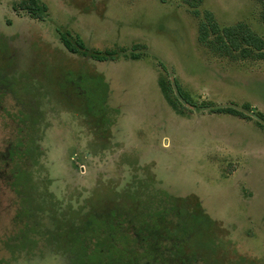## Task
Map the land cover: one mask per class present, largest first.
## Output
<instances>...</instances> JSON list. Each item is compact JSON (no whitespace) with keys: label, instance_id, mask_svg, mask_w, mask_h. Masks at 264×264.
I'll use <instances>...</instances> for the list:
<instances>
[{"label":"rangeland","instance_id":"obj_1","mask_svg":"<svg viewBox=\"0 0 264 264\" xmlns=\"http://www.w3.org/2000/svg\"><path fill=\"white\" fill-rule=\"evenodd\" d=\"M39 4L0 0V264H76L104 225L119 264H264V60L217 49L264 39V0Z\"/></svg>","mask_w":264,"mask_h":264},{"label":"trees","instance_id":"obj_2","mask_svg":"<svg viewBox=\"0 0 264 264\" xmlns=\"http://www.w3.org/2000/svg\"><path fill=\"white\" fill-rule=\"evenodd\" d=\"M199 0H183L184 3L191 7H196ZM23 5L29 15L35 19L42 20L43 13L47 11V6L39 4V0H23ZM264 21V11L262 13ZM210 21L211 15L207 14ZM212 33L218 34L220 29L216 24H212ZM205 24L200 28L199 40L205 42L208 34ZM219 45L217 49L220 52L231 53L232 50L237 51L243 58H251L255 60H264V39L254 34L252 31L244 28L242 25L224 27L222 34L217 36ZM61 41L65 48L73 54L87 55L88 49L80 38L70 39L65 35L61 36ZM98 61H107L115 59L113 52L106 54H91ZM136 59V58H134ZM159 87L167 101L168 105L178 114H182L185 107L183 103L175 96L174 91L169 82L164 79L159 80ZM182 99L189 103V100L178 89ZM230 113H236L231 111ZM120 227L104 225L103 227H94L89 236H87V248L77 258L76 264H119L124 259L123 253L127 251V245L130 237L127 232H122Z\"/></svg>","mask_w":264,"mask_h":264}]
</instances>
